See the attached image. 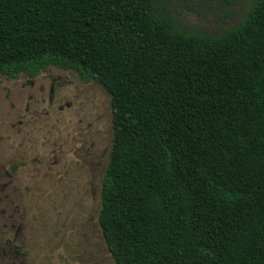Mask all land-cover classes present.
Segmentation results:
<instances>
[{"label":"trees","instance_id":"obj_1","mask_svg":"<svg viewBox=\"0 0 264 264\" xmlns=\"http://www.w3.org/2000/svg\"><path fill=\"white\" fill-rule=\"evenodd\" d=\"M49 66L110 96L114 264H264V0L217 33L156 0H0V73Z\"/></svg>","mask_w":264,"mask_h":264},{"label":"rangeland","instance_id":"obj_2","mask_svg":"<svg viewBox=\"0 0 264 264\" xmlns=\"http://www.w3.org/2000/svg\"><path fill=\"white\" fill-rule=\"evenodd\" d=\"M156 1L203 33L238 23L254 2ZM111 142L110 96L95 81L58 66L0 73V264H114L97 223Z\"/></svg>","mask_w":264,"mask_h":264},{"label":"flooded vegetation","instance_id":"obj_3","mask_svg":"<svg viewBox=\"0 0 264 264\" xmlns=\"http://www.w3.org/2000/svg\"><path fill=\"white\" fill-rule=\"evenodd\" d=\"M11 250V249H10ZM13 251V250H12ZM15 254H13V256H16V254L18 253V251L16 250L15 252H14ZM10 255V254H9ZM9 257V256H8Z\"/></svg>","mask_w":264,"mask_h":264}]
</instances>
